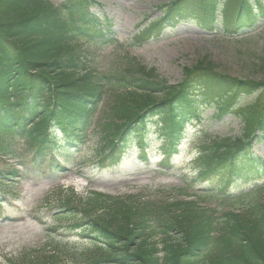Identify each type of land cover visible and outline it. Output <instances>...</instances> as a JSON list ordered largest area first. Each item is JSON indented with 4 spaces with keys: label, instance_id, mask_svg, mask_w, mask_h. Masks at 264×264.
I'll list each match as a JSON object with an SVG mask.
<instances>
[{
    "label": "trees",
    "instance_id": "16d2710c",
    "mask_svg": "<svg viewBox=\"0 0 264 264\" xmlns=\"http://www.w3.org/2000/svg\"><path fill=\"white\" fill-rule=\"evenodd\" d=\"M94 1L65 0L55 5L49 0H0V155L23 156L18 145L24 142L35 151L38 166L50 156L52 166L59 168L54 155L75 150L72 142L85 135L90 115L105 101L108 86L114 96L112 116L92 145L100 169L119 166L132 143L143 150L152 122L163 139L165 158L159 166L173 168L186 124L203 120V109L213 107L210 119L220 121L231 114L244 122V133L205 137L194 178L220 177L221 197L227 196L225 191L236 177L263 178L264 160L252 152V140L264 138V77H232L202 59L185 67L182 81L172 84L128 55L110 72H99L80 51L81 40L92 43L105 36L91 10ZM230 1L231 8L223 11L222 31L249 32L264 20L260 0ZM191 4L173 0L162 5L161 14L135 34L133 44L160 38L167 26L175 27L193 14ZM212 8L206 17L215 14ZM215 21L213 16L211 24ZM21 175L15 167L0 169V196L6 194L2 184ZM260 196L252 190L232 201L236 210L222 212L211 207L213 201L202 205L199 197L157 208L137 195L120 199L99 192L87 209L69 197L60 202L58 217L73 219L68 227L89 243V253L80 258L67 244L56 246L57 251L72 253L74 258L68 256L74 264H264ZM99 205L109 214L98 215ZM159 236L162 247L155 239Z\"/></svg>",
    "mask_w": 264,
    "mask_h": 264
},
{
    "label": "rangeland",
    "instance_id": "374dc122",
    "mask_svg": "<svg viewBox=\"0 0 264 264\" xmlns=\"http://www.w3.org/2000/svg\"><path fill=\"white\" fill-rule=\"evenodd\" d=\"M50 1L58 5L65 0ZM97 1L99 5L95 4L91 8L96 17L103 21L106 39L92 43L81 40L80 51L84 52L91 67L99 72H110L115 66H120L122 59L128 55L148 69L155 70L157 76L172 84L182 80L185 67L190 68L202 59H207L217 71L232 77H264V23L259 29L243 36L215 33L200 23H204L202 18H206L209 9L220 5L223 0L196 2L193 16L190 14L178 27L168 29L161 39L135 45L131 39L137 31L136 25H145L147 19L155 18L159 13L158 6L173 0ZM106 89L105 101L96 109L87 135L79 142V150L68 159L57 156L65 170L53 167L49 159L42 167L38 166L35 151L24 142L18 145V152L23 156L11 159L0 156V169L19 167L23 171L18 181L14 179L9 184H2L6 187V194L0 197L5 201L0 205V264H74L68 256L72 253L66 255L57 251L56 246L59 244L70 245L80 258L88 256L89 243L78 236L77 231L68 228V223L73 222V219L58 217L61 210L59 206L62 205L60 202L69 197L77 206L87 209L95 193L120 199L136 194L138 199L158 208L181 197L180 194H184L186 189L188 194H198L202 205L211 201L219 202L215 208L220 207L221 212L228 211L233 207L232 201L238 200L239 196H246L252 190L259 191L260 200H264V177L260 180L251 176L236 177L231 189L225 191L227 196L223 197L219 190L223 186L220 177L210 180L194 178L201 167L196 154L205 137H237L244 133V122L234 116L227 115L220 121L210 119L214 108H204L201 115L203 120L186 124V135L180 151L173 159V168L159 167L162 159L159 152L161 139L154 133L156 126H152L147 140L148 159L129 156L119 166L100 169L97 160L90 155L96 152L92 145L98 138L99 130L108 116H112L114 96L109 93L108 86ZM262 97L263 94L260 95ZM252 142L253 153L264 160V138H255ZM212 192L217 194L212 195ZM204 197H207V201ZM104 207L99 205L95 208L98 215L108 213ZM241 210L243 212L245 209ZM159 238L155 239L162 247V238ZM71 257L74 258L73 255Z\"/></svg>",
    "mask_w": 264,
    "mask_h": 264
}]
</instances>
